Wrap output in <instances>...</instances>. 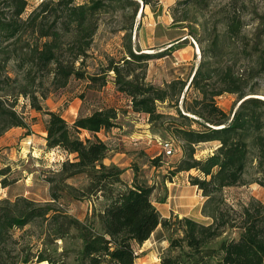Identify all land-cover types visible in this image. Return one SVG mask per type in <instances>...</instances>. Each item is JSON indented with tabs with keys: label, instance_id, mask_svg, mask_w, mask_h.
Here are the masks:
<instances>
[{
	"label": "trees",
	"instance_id": "trees-1",
	"mask_svg": "<svg viewBox=\"0 0 264 264\" xmlns=\"http://www.w3.org/2000/svg\"><path fill=\"white\" fill-rule=\"evenodd\" d=\"M141 1L153 8L151 0ZM27 5V0H0V90L16 84L18 95L27 96L32 109L47 115L46 147L73 154L56 172L59 180L85 174L89 184L86 190L66 185L69 195L80 199L100 193L105 205L94 221H81L54 208L61 196L53 188L50 201L45 204L25 197L0 201V264H134L138 258L136 246L145 242L158 226L167 233L168 241L159 256L160 264H264V204L254 197L233 204L223 195L227 187L252 182L264 186V99L245 97L255 94V81L264 74V57H258L257 67L244 65L239 71L234 62L222 63L221 54L226 40H239V47L243 46L240 52L246 59L253 54L242 44L247 40L242 16L247 8L245 2L239 5L238 0H229L220 19L222 32L215 28L211 40L202 47L204 60L187 85L199 96L189 103L183 97V110L192 116L176 107L181 121L166 126L183 152L175 171L195 169L199 173L190 175L189 182L205 198L200 212L208 222L186 215L162 217L151 199L152 186L139 181L136 173L129 184L121 177L123 169L104 163L110 148L97 133L116 126L114 107L79 115L70 124L60 113L44 109L40 102L45 98L43 92L36 94L44 78L54 89L65 87L73 77L86 78L89 85L97 87L110 80L117 91L129 98L132 111L147 115L151 129L157 131L165 118L157 103L170 101L177 105L186 80L173 79L164 86L147 82L146 65L151 54L139 48L135 52L130 33L123 36V55L119 60L105 56L102 75L89 74L83 68L99 15L116 7L132 9L135 15L138 1L42 0L23 17ZM185 39L167 49L183 47ZM9 62L22 70L21 81L7 74L1 76ZM108 72L113 73L110 79ZM225 92L237 94L240 101L230 112L215 101ZM7 101L0 98V135L12 127H27L15 106ZM82 132L89 136L81 137ZM208 141H216V148L203 158H195V146ZM157 160L152 158L151 163L155 165ZM1 184L6 186V180L2 179ZM36 220L45 223L43 247L13 254L8 244L17 243L21 237H15L16 229L23 230ZM58 241L63 242L60 251Z\"/></svg>",
	"mask_w": 264,
	"mask_h": 264
},
{
	"label": "rangeland",
	"instance_id": "rangeland-1",
	"mask_svg": "<svg viewBox=\"0 0 264 264\" xmlns=\"http://www.w3.org/2000/svg\"><path fill=\"white\" fill-rule=\"evenodd\" d=\"M41 1L27 0L28 5L23 17L37 7ZM86 1L76 0V3ZM137 1L138 10L135 15L132 9L119 7L99 15L98 29L83 68L89 74L102 75L105 56H112L119 60L123 55V36L130 33L134 51L137 52L136 49L139 48L141 52L151 54L146 65L147 82L156 86H164L173 79L186 80L187 84L177 105L170 101L157 103L158 111L165 114V118L161 121L163 125L159 126L157 131L151 129L147 115L132 111L129 98L117 91L110 80L104 86L97 87L94 84L89 85L86 78L73 77L65 87L54 89L48 79L44 78V83L38 87L36 94L43 92L45 98L40 99V102L44 109L60 113L70 124L75 119V115H84L99 108L114 107L117 111V118L116 126L108 130L110 137L106 141L109 148L128 154L131 159L129 167L133 174L136 173L139 181L151 184L149 185L153 187L151 199L161 216L180 218L186 215L201 222H208L209 219L200 212L205 198L199 193L197 187L189 182L190 175L195 176L199 173L195 169L175 171L176 165L183 157V152L180 143L166 129V126L178 124L181 121L176 114V107L183 114H187L183 110L184 96H186L187 103L199 96L193 87L187 88V85L194 71L204 60L202 47L213 37V30L216 28L218 32H222L220 19L229 7L227 6L229 0H151L152 9L151 5H144L141 0ZM242 1L247 6L242 14L245 23L244 34L247 40L242 44L247 45L248 50H251L253 54L246 59L240 52L243 46L239 47V40L235 43L224 41L221 53L223 54L222 63L234 62L239 71L244 68V65L251 64L257 67L258 57H264V0H238V4L240 5ZM158 19H160L159 23ZM178 32H183V35L172 40L173 43L168 42ZM183 39H185L183 47L170 51L167 49L172 44L182 42ZM4 74L20 81L23 78L22 70L15 68L12 62L7 64L1 76ZM112 75V72H108L106 76L110 79ZM253 92L255 94L245 97L254 95L264 99V74H259L257 77ZM0 98L7 99V103L13 104L14 109L24 118L27 127L20 128H27L26 133L29 132V128L30 130L33 128V132L36 135L39 134L47 115L32 109L29 105V98L18 95L16 84L10 85V88L4 91L0 90ZM215 101L218 107L226 112L235 109L240 103L237 94L227 92L216 96ZM116 127L120 129L116 131ZM119 131L120 135L124 136L123 138H127L122 147L118 146L115 141ZM84 136H89V134L82 132L81 137ZM22 138L23 135L18 132L17 127L9 128L0 135V172H2L0 174V201L13 202L18 197H25L38 204H45L50 201V190L53 188L59 190L61 196L53 204L54 208L66 211L81 221L86 219L94 221L97 212L105 205V200L100 193L87 194L85 197L75 199L69 195V188L66 186L86 190L89 184L86 175L79 174L66 181H60L56 172L67 158L56 150L59 148L46 147L43 149L41 145H35L37 148L35 155L32 151L25 153L24 150L33 144L31 140L21 143ZM160 140L172 142V154L163 153L158 143ZM216 145V141L199 143L195 146V158H203L212 153ZM151 157L158 158L155 165L151 163ZM122 161H126V156ZM2 179L6 180V186L1 184ZM223 195L228 202L233 204L238 201L246 202L251 197L264 204V186L256 182L227 187L223 190ZM44 224L41 220H36L23 230L16 229L15 237L20 235L21 237L17 243L8 244L13 254L20 250L35 251L42 248L41 237ZM229 235L234 236L233 233ZM166 236L167 233L158 226L145 242L136 246L138 258L134 264H160L159 256L168 245ZM56 245L60 251L63 242L58 241ZM48 246L53 247V245Z\"/></svg>",
	"mask_w": 264,
	"mask_h": 264
},
{
	"label": "crops",
	"instance_id": "crops-1",
	"mask_svg": "<svg viewBox=\"0 0 264 264\" xmlns=\"http://www.w3.org/2000/svg\"><path fill=\"white\" fill-rule=\"evenodd\" d=\"M157 22L159 23L160 22V19L157 20ZM163 23V22H162ZM163 25V24H162ZM169 29V28H167ZM166 30V29H164ZM163 30V33H165V31ZM180 35H176L174 36L172 39H167L168 42L170 43H173L172 40H175L176 38H178ZM75 104V103H74ZM79 107V105L77 106ZM51 110V109H50ZM89 114V113H87ZM77 116L75 115L74 118H76ZM18 129V132L21 133L23 135V138L21 139L23 143L25 140H31L32 142V146H28L26 150H24V152H29L31 153V151L34 153V155L36 154L37 152V148L35 147V145H41V148H45L46 149V132H45V128H44V124L39 132L38 135H36L34 132H33V128H29V132L26 133L27 131V128H20V127H17ZM116 131H118L120 128L119 127H116ZM26 133V134H25ZM112 133V132H111ZM109 134H110V131H100L97 133V135L102 139L104 140L106 143L109 139ZM124 137V136H123ZM121 135H120V131L119 133L117 134V136L115 137V141L118 143V146H121L125 144L126 142V139L127 138H123ZM121 143V144H120ZM108 144V143H107ZM109 146V144H108ZM58 152H60L61 154H63L65 156V158H72L73 157V154H68L67 152L63 151V150H60V149H56ZM126 156V161H122L123 157ZM152 158V157H151ZM131 161V159L129 158L128 154L126 153H120L119 152H116V151H113L112 149L109 150V153L107 155V157L104 159V163L106 164H115L116 166L120 167L121 169H123V173H122V179H124L125 182L127 183H131L132 182V179H133V172L131 170V168L129 167V162ZM151 183V181H150ZM151 185V184H149ZM199 193H201V191L199 190Z\"/></svg>",
	"mask_w": 264,
	"mask_h": 264
},
{
	"label": "built area",
	"instance_id": "built-area-1",
	"mask_svg": "<svg viewBox=\"0 0 264 264\" xmlns=\"http://www.w3.org/2000/svg\"><path fill=\"white\" fill-rule=\"evenodd\" d=\"M162 151L166 155H170L173 152V144L170 140H160L158 141Z\"/></svg>",
	"mask_w": 264,
	"mask_h": 264
},
{
	"label": "water",
	"instance_id": "water-1",
	"mask_svg": "<svg viewBox=\"0 0 264 264\" xmlns=\"http://www.w3.org/2000/svg\"><path fill=\"white\" fill-rule=\"evenodd\" d=\"M186 115H188V114H186ZM232 115H233V113H232Z\"/></svg>",
	"mask_w": 264,
	"mask_h": 264
}]
</instances>
